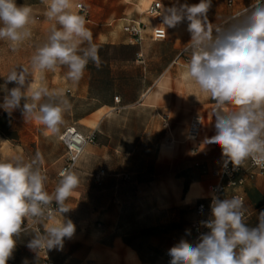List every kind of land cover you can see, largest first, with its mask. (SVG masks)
<instances>
[{
  "label": "rangeland",
  "instance_id": "374dc122",
  "mask_svg": "<svg viewBox=\"0 0 264 264\" xmlns=\"http://www.w3.org/2000/svg\"><path fill=\"white\" fill-rule=\"evenodd\" d=\"M151 1L73 0V3H83L89 10L86 27L93 34V43L119 47L115 51L116 55L128 58L133 53L125 48L130 44L120 41L124 33L123 23H126L122 18L132 16L149 21L145 9ZM159 1L164 8L174 4L192 5L200 2ZM227 1L212 0L208 19L214 28L226 25L224 20L231 8ZM16 3L30 5L37 22L32 26V38L23 42L17 51H12L7 43L0 41V104L7 90L17 86L14 82L6 83L8 73L20 67H28L32 71L31 56L46 41L53 23L44 16L46 5L42 0H16ZM73 10L78 11L75 8ZM187 25L185 20L175 28H167L168 38L162 42L152 41L149 30L144 32L141 43L133 47L143 51L145 62L123 63L112 59L113 81L110 85L106 84L109 70L104 64L97 69H90L87 65L78 83L67 79V68L64 66L54 73H45L43 81L38 71L29 77L37 87L44 83L50 90L64 93L72 105L71 111L65 114V125H74L87 132L93 125L92 121L99 119L96 126L97 139L92 150L83 154L73 170L80 178L79 187L75 191L81 192V196L74 212L69 211L68 215L76 217L99 212L95 225L99 227L98 224L103 226L107 222V230L114 231L112 236L123 235L124 240L137 248L145 259L144 264H165L161 255L163 250L173 247L187 234L192 215L190 205H185L182 200L184 195L185 201L190 202L193 197L208 195L210 191V188L197 182L189 187L192 179L200 178L193 166L194 158L164 159L178 146H187L186 153H189L188 145L191 144L187 140L186 130L190 102H199V99L206 96L200 92L190 100L191 89L196 91L198 88L184 78L185 67L170 66L179 49L191 40ZM112 50L99 51V56L103 57L106 53L110 56ZM168 68L170 72L153 96L145 101L126 103L136 94L152 88ZM180 74L182 78L178 77ZM95 95H99V101ZM115 95L122 100L116 103ZM22 104L23 101L20 111L17 108L10 112L12 120L18 125L29 124V119H25L22 114ZM40 130L34 128L31 133L25 131L24 140L20 142L14 139L12 144L0 136V161L20 157L25 163L31 162L36 155L38 143L40 154H46L49 162L60 158L49 174L48 183L52 184L58 166L65 162L64 145L58 140V135L44 137L39 134ZM35 135H39L35 142L22 146V142L26 143ZM163 146L165 150H162ZM100 169L105 170V175L98 184L94 182L93 176ZM35 232L29 229L17 239L16 248L7 264H37L39 258L27 247Z\"/></svg>",
  "mask_w": 264,
  "mask_h": 264
},
{
  "label": "clouds",
  "instance_id": "9594fccd",
  "mask_svg": "<svg viewBox=\"0 0 264 264\" xmlns=\"http://www.w3.org/2000/svg\"><path fill=\"white\" fill-rule=\"evenodd\" d=\"M42 2L44 16L53 21L49 34L31 56V72L20 67L8 73L6 83L17 86L7 90L0 107L10 113L21 108L23 101L24 118L43 125L48 136L60 134L72 105L62 91L50 90L44 83L37 87L29 77L38 71L43 81L45 73L64 66L67 79L78 83L90 62L99 67L101 61L93 34L86 27V14L73 10L84 5L73 0ZM211 7L212 0L163 7L160 16L165 31L157 29L156 34L163 39L166 28L188 22L191 56L184 78L215 101L216 134L206 143L221 147L225 167L229 162L234 168L243 166L248 159L264 164V0H254L232 22L215 28L208 19ZM36 22L30 5L0 0V41L12 51L32 38ZM42 160L38 152L29 163L20 157L0 161V264H7L30 223L52 220L28 242L33 251L60 250L65 238L71 239L75 233V224L62 214L70 211L66 201L79 187L80 178L71 168L61 170L59 183L50 194L45 188L47 176L39 166ZM210 207V218L201 222L209 231L201 233L195 244L181 239L171 247L170 264H264V211L259 213L258 225L250 227L241 198L213 197ZM57 214L62 219H52Z\"/></svg>",
  "mask_w": 264,
  "mask_h": 264
},
{
  "label": "crops",
  "instance_id": "0c3cea01",
  "mask_svg": "<svg viewBox=\"0 0 264 264\" xmlns=\"http://www.w3.org/2000/svg\"><path fill=\"white\" fill-rule=\"evenodd\" d=\"M146 1V0H144ZM153 1H159V0H152L149 5ZM162 4V3H161ZM250 4L249 1L247 0H235L233 5L230 6L229 10V15L227 18L224 20V23L227 24L229 22H232L233 17H236L238 14L244 13V9ZM148 5V6H149ZM147 6V7H148ZM163 7V4H162ZM147 9V8H146ZM145 9V11H146ZM240 18H243L242 16ZM129 19H135L139 20L144 24V31L143 33L148 32L149 37L152 41L154 42H162V41H156L153 40L152 38V30L156 26V21L149 17V21H144L142 19H136L132 16H127L122 18L124 22H126ZM124 25V23H123ZM165 27V26H164ZM167 31V38H168V29L166 28ZM124 32V31H123ZM143 33H142V40H143ZM122 36L120 41L124 44H130L131 47L137 46L138 44L131 43L129 38L127 37L128 34L126 32L122 33ZM166 38V39H167ZM165 39V40H166ZM164 40V41H165ZM114 41H112L113 43ZM189 43V42H188ZM188 43L186 45H188ZM129 45V46H130ZM184 45L183 47H185ZM181 47L179 51L183 48ZM134 50L132 51V58L130 60L122 61L119 60L123 63H144L145 62V57L143 54V51L141 49L135 50V47H133ZM178 51V53H179ZM138 53H142V60H140L137 56ZM177 53V54H178ZM175 55L172 63V65H178L185 67L187 61L185 60H178L176 61V56ZM111 62V61H110ZM108 64L107 69L109 70V77L113 78L112 72H111V64ZM168 68L163 74L160 76V78L154 82V85L152 88H150L147 92H141L139 94H136L132 99L127 100L126 103H134L136 101H145L147 98L153 96L155 91L159 88V85L161 84L162 80L167 77V74L170 72ZM145 78V75L143 76ZM179 78H182V75L180 74L178 76ZM113 80V79H112ZM194 85V84H193ZM195 86V85H194ZM197 87V86H196ZM198 88V87H197ZM190 97L192 100L193 97L198 96L200 94V90L196 89H191L190 92ZM96 99L98 100L99 95H95ZM115 97H119L120 101L122 100L120 96L115 95ZM114 97V98H115ZM99 101V100H98ZM117 103V102H116ZM107 106V105H105ZM215 107V101H213L210 96L206 95L205 97L199 99V102L193 103L192 101L190 102V117L193 115H201L203 116V129L202 133L197 141H190L191 145L189 146V153H186L187 146H178L177 148H173L171 151V155H168L164 157L165 160L171 161V160H177L181 158H185L187 156L194 158L195 162L193 163L195 169L198 171V174L200 178L198 179H192L189 187L193 182H197L199 185L203 184L205 188H210L213 183L217 181L216 177L213 175L215 170H218L222 168V166L225 164L226 157L222 156V149L219 145L217 144H210L206 143L208 139H210L212 136L216 134L215 130V117L213 116V109ZM21 108H18V111H20ZM99 111V110H97ZM7 115L8 118L5 119L6 124L8 125V128L5 130L6 134H1L0 136H3L6 142H9L10 144L11 141L14 139H17V141H23L25 136V131H28L31 133V131L36 128L37 131L41 129L40 133L41 136L48 137L52 135L46 136L44 134L45 128L43 125L38 124L32 119H29V124H24L20 123L18 125L15 123V121L12 120V115L5 111L2 107H0V117L3 115ZM99 120V119H98ZM98 120L92 121L93 125L90 126V130L87 132H83L79 130L76 126V128L82 132L83 134H88L92 130H96L97 133V125H98ZM188 121V124H189ZM26 122V121H25ZM22 126V127H21ZM68 126H74V125H62L60 134L63 132V130L68 127ZM188 128V125H187ZM59 134V135H60ZM59 135H58V140H59ZM186 135H187V130H186ZM21 136L22 138H19ZM39 135H35L33 139H28V141L22 142V146H26L27 143L35 142L37 140ZM97 139V136H96ZM188 140V139H187ZM60 141V140H59ZM61 142V141H60ZM173 142V141H172ZM95 144H89L84 153L90 152L92 150V145ZM18 147V146H17ZM19 148V147H18ZM22 151V148L20 149ZM65 153V162L62 165H59L57 170H56V179L52 180V184H49V174L53 172V167L54 164L56 165L58 160L57 159L55 162H49L47 160V155L42 156L43 160L42 163L39 165L42 174L47 176L45 188L46 190L51 194L54 192L55 188L58 185V172L62 169V167L67 163V155H66V149L64 147ZM40 153L38 143H37V148L35 150V154ZM82 154V156H83ZM36 156V155H35ZM33 156V159L35 158ZM62 156V157H63ZM81 156V157H82ZM81 159V158H80ZM80 161V160H79ZM26 163H29L26 161ZM245 166V172L242 173L243 176H247L245 183L242 187H239L237 189H227L225 193L223 194V198H232V194L234 192H239L242 193L245 196V207L246 210L249 213L248 218L245 220V222L248 224L250 227H255L258 225L259 220L258 216L259 213L264 211V175H259L255 174L253 177L248 176V160L245 161L244 163ZM99 171V170H98ZM96 171V172H98ZM126 176V175H124ZM94 180V179H93ZM103 180V179H102ZM95 182V181H94ZM96 183V182H95ZM190 189V188H188ZM187 189V190H188ZM188 192V191H186ZM185 192V194H186ZM211 195V191H209L208 195H201L200 197H193V199L190 202L185 201V196L183 197V202L185 205H190L191 208V223L192 221L197 217L196 211H195V206L196 203L201 200V199H208V197ZM80 196L81 192H76L75 190L73 191L72 195L68 198L66 201L67 205L71 207L70 211L74 212V209L78 206L80 203ZM99 212H93L85 216H80V215H68V213H63L62 216L63 218L70 219L74 224H75V233L71 239L65 238L64 240V245L63 248L58 250V249H52L49 250L51 254L52 260L55 262V264H89L90 262H93V264H144L145 259L140 255L139 251L137 248H135L132 244L126 242L124 240L123 235H113L112 233L114 232L107 230V222L103 223V226L100 224L99 227L95 225L96 222V215H98ZM52 219L59 220L62 219L58 214L53 217ZM52 220H48L45 223H51ZM176 222V221H174ZM101 226V227H100ZM153 226H157L154 224ZM44 231V223L42 224V230L41 233ZM192 236V231H191V225L189 227V230L187 231V234L182 237L181 239L188 240ZM159 237V236H158ZM160 238V237H159ZM180 239V240H181ZM180 242V241H179ZM170 248H166L162 252V258L164 263L166 264L165 261V251L169 250ZM31 253L33 255H37L39 259L36 260L37 264H41V259L39 255L36 253V251L31 250Z\"/></svg>",
  "mask_w": 264,
  "mask_h": 264
},
{
  "label": "built area",
  "instance_id": "2783aa9c",
  "mask_svg": "<svg viewBox=\"0 0 264 264\" xmlns=\"http://www.w3.org/2000/svg\"><path fill=\"white\" fill-rule=\"evenodd\" d=\"M235 0H228L227 3L229 6H232ZM250 4L244 9H250L251 5L254 3V0H247ZM84 5L83 3H79ZM81 14H86V18L89 16V10L85 7L83 9H77ZM163 12V7L160 1H153L146 9V14L156 21V26L152 30V38L156 41H164L167 38V31L166 36L161 39L157 36L156 32L157 29L160 31H165L164 25H162V16L160 14ZM124 32H126L129 36V40L131 43L140 44L142 41V33L144 31V24L135 19H129L123 26ZM138 58L142 60V53L137 54ZM191 56V51L188 49V45L183 47L176 56V61L178 60H185L188 61ZM115 101L118 103L120 102L119 97H115ZM203 129V116L201 115H193L189 121L188 128H187V139L190 141H197L202 133ZM96 130H92L88 134H83L80 132L75 126H68L66 127L63 132L59 135V140L62 142L66 149L67 155V163L62 167L61 170L65 168H71L74 170L79 162L82 154L84 153L86 147L89 144H92L96 141ZM245 166L240 167H233V165L229 162L227 167L225 164L222 168L215 170L213 175L216 177L217 181L213 183L210 187L211 195L208 199H201L196 203L195 211L197 217L191 223V231L192 236L187 240L189 243L195 244L198 242V238L201 233H205L209 231L206 227H203L201 222L206 221L211 216V202L213 197H219L223 199V194L227 189H237L242 187L245 183L246 177L243 176L242 173L245 172ZM60 170V171H61ZM59 171V172H60ZM248 176L253 177L255 174L264 175V164H256L251 159H248ZM58 172V183L60 180ZM105 175V170L100 169L96 172L93 176V179L96 183L100 184L102 179ZM127 177V175L125 176ZM239 197L243 200L244 207H245V196L242 193L234 192L232 197ZM55 208V203L53 202L52 205ZM246 208V207H245ZM249 213L246 212L245 220L248 218ZM44 222H34L30 223L28 230H34L41 232L42 224ZM27 221L25 220V225ZM168 251H165L164 257L166 264H170L171 257L168 254ZM41 259V264H55V262L51 258V254L49 250L40 249L36 251Z\"/></svg>",
  "mask_w": 264,
  "mask_h": 264
},
{
  "label": "trees",
  "instance_id": "16d2710c",
  "mask_svg": "<svg viewBox=\"0 0 264 264\" xmlns=\"http://www.w3.org/2000/svg\"><path fill=\"white\" fill-rule=\"evenodd\" d=\"M97 47H98V49H99V51H102V50H109V49H113L112 51H113V53H111L110 54V56H109V54L108 53H106L103 57H100V61H101V65L100 66H102V64H104L103 66L107 69V67H108V64H109V62L112 60V59H114V60H122V61H126V60H130L131 58H132V56H130V57H128V58H126V57H124V58H121V57H118L117 55H116V50L119 48H116V47H114V46H111V45H107V44H98L97 45ZM125 48H128V49H130V50H134V48L133 47H131V46H126ZM114 52H115V54H114ZM88 66H89V68L90 69H97V68H99V67H96L94 64H92L91 62L88 64ZM108 70V69H107ZM108 74H109V72H108ZM113 78L112 77H107V79H106V84L108 85H110L111 83H112V80ZM8 118V116L5 114V115H3L2 117H0V133L1 134H6L5 133V130L8 128V125L6 124V122H5V119H7Z\"/></svg>",
  "mask_w": 264,
  "mask_h": 264
},
{
  "label": "bare ground",
  "instance_id": "6f19581e",
  "mask_svg": "<svg viewBox=\"0 0 264 264\" xmlns=\"http://www.w3.org/2000/svg\"><path fill=\"white\" fill-rule=\"evenodd\" d=\"M162 150H165V147L164 146L162 147Z\"/></svg>",
  "mask_w": 264,
  "mask_h": 264
}]
</instances>
